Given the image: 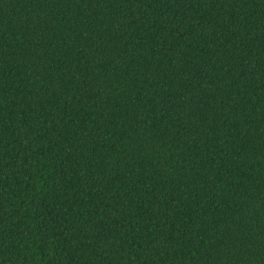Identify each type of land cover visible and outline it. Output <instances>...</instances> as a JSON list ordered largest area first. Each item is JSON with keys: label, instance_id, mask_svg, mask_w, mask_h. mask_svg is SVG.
I'll use <instances>...</instances> for the list:
<instances>
[{"label": "trees", "instance_id": "1", "mask_svg": "<svg viewBox=\"0 0 264 264\" xmlns=\"http://www.w3.org/2000/svg\"><path fill=\"white\" fill-rule=\"evenodd\" d=\"M0 264H264V0H0Z\"/></svg>", "mask_w": 264, "mask_h": 264}]
</instances>
